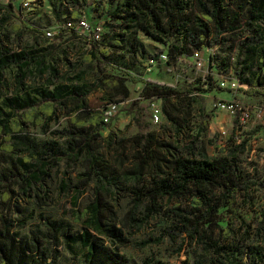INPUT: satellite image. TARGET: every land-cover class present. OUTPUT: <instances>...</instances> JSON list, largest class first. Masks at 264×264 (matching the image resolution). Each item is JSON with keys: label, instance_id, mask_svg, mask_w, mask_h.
Wrapping results in <instances>:
<instances>
[{"label": "trees", "instance_id": "1", "mask_svg": "<svg viewBox=\"0 0 264 264\" xmlns=\"http://www.w3.org/2000/svg\"><path fill=\"white\" fill-rule=\"evenodd\" d=\"M70 1L74 5L85 2ZM97 10L102 9L97 7ZM0 12V96L5 86V71L11 67L15 69L13 78L18 91L24 87V80L36 73L40 77L45 75L49 84L62 80L53 88H31L2 99L1 147L10 155L20 147L24 155H14V159H8L0 168V204L3 206L0 211V264H57V251L49 253L43 237L35 232L19 236L14 226L24 224L25 219L13 220L8 212L21 209L22 196L43 204L47 179L54 167L59 168L62 159L68 164L79 163L84 168L75 179L69 176L61 181V189L74 191L72 203L77 204L78 197L91 182L93 196L82 211L74 212L75 221L82 225L80 232L64 233L63 222L46 218L45 235L55 244L62 241L73 256L77 255L75 246L78 243L85 250V264H165L150 257L139 263L120 250L129 243L130 230L142 226L151 216L163 218L161 234L153 239L155 242L163 238L176 241L182 237L200 247L204 259L194 264H243L237 257L241 247L233 243L237 240L234 228L238 216L237 199L251 187L264 188V180L252 179L239 166V156L247 150L245 140L235 143L229 135L230 147H224L218 155L208 156L198 144V133L204 130L207 119L200 121L194 133L193 105L197 96L194 92L223 88L211 81V77L207 81L196 78L184 87L151 78L135 79L141 82L140 98L154 96L162 100L161 112L170 124L171 133L167 134L165 128L136 133L131 142L132 159L123 153L116 159L118 165L113 167L108 158L98 153L100 130L106 123L105 114L93 111L87 103L92 85L73 83L83 79L85 71L72 75L77 65L68 63V68L62 72L59 60L67 57V51L61 49L60 43L49 42L44 33L42 39L34 37L35 44L19 49L5 44L1 37L4 25L17 13L11 3L0 4ZM52 13L57 20L67 15L71 24L66 29L71 36L89 44L80 62L98 66L107 61L111 52L119 50H125L130 57L140 52L159 63L162 49L155 53L145 50L135 37L137 33L167 46V63L175 61L182 53L216 47L226 34H232L239 37L241 49L256 55L255 69L247 67L239 74L240 84L248 86L244 92L264 97V0H120L114 9L105 13V22L110 24L105 29L117 31L105 43L99 42L94 35H81L75 27L83 11L68 8L59 11L54 7ZM13 27L16 31L20 29L18 25ZM239 28L241 32L237 31ZM54 36L60 37L58 33ZM245 72L244 78L241 73ZM97 74L93 86L109 93L111 101L117 96L120 98L114 101L116 103L128 99L129 89L123 78L110 73L106 67H99ZM57 108L65 110L67 124L50 130L56 139L43 140L38 147L21 135L27 125L49 129L50 122L59 118ZM134 119L140 125L136 115ZM183 134H187L189 142L179 139ZM9 140L11 143H4ZM104 140H108V144L115 143L112 134ZM122 185L132 205L120 218L112 201L119 197L124 189ZM172 197L185 198L186 203L162 205L164 198ZM222 208L229 213L224 227L218 222ZM241 224V227H249L245 221ZM240 235L245 240L242 252L246 249L256 260H263V247L249 241L250 229ZM150 242L145 239L140 244L145 246ZM70 264L75 263L71 261ZM182 264H189L187 258Z\"/></svg>", "mask_w": 264, "mask_h": 264}, {"label": "rangeland", "instance_id": "2", "mask_svg": "<svg viewBox=\"0 0 264 264\" xmlns=\"http://www.w3.org/2000/svg\"><path fill=\"white\" fill-rule=\"evenodd\" d=\"M31 1V6L26 8L22 6L21 0H0V4L11 3L17 13L16 17H12L4 25L3 34L1 35L2 40L12 48L19 49L35 44L34 37L41 38L44 33L46 37H49V42L60 43L61 49L67 51V57H62L59 60V67L62 72L68 68V63L77 65L75 70L71 72L72 75L85 71L83 79L73 83L92 85L87 103L93 111L104 113L108 119L103 129L100 130L101 142H99L98 153L108 158L113 167L118 165L116 159L123 153L128 156L129 160L132 159L131 142L132 136L136 133L148 130L162 131L164 128L167 134L171 133L170 124L164 119L162 113L158 123L151 121V103L156 102L161 106L162 100L154 96L140 98L141 82L135 81V79L151 78L184 87L196 78L200 77L203 81H207L208 77H211V81L223 90L213 89L207 92H194L197 95L193 105L194 133L197 132V127L201 124L200 121L207 119L204 130L198 133V144L203 147L208 156H213L220 154V150L224 147H230L231 143L227 139L229 135L233 136L235 143L245 140L247 150L239 156V166L252 179L264 180V97L247 94L244 91L248 89V86L239 82L240 71L247 67L255 69L256 61L255 54H249L241 49L239 37L226 34L225 38L216 47H205L196 52L182 53L175 61L167 63V58H169L168 47L157 44L137 33L135 37L145 50L155 53L162 49L161 55H166V58L161 56V61L158 63L150 60L148 55H141L140 52L130 57L125 50H119L111 52L107 61L98 66L95 63L86 61L80 62L81 54L89 48V44L81 38L71 36L66 29L68 23H70V20H67V15L64 14L57 20L52 11L54 7L59 11L64 8L83 11L82 19L85 20L87 26L79 29L81 35H94L99 42L105 43L117 33L115 30L107 31L105 29L110 26L105 22V13L108 9H114L120 0H85L82 5H74L70 0ZM97 7L102 10H97ZM101 11H103V14ZM13 25H18L20 29L16 31ZM237 31L241 32L240 28ZM46 32L51 34L48 36ZM246 32L244 30V33ZM56 33L60 35L59 38L54 36ZM172 40L178 43L176 39ZM99 67H106L110 73L125 80L129 89L127 100L116 103L114 101L120 98V96H117L111 101L112 98L109 93L100 87L93 86ZM14 72L13 67L5 71V86L0 96V105H2L4 97L21 94L24 90H30L31 88H53L55 84L62 82L61 79H57L55 84H49L45 80V75L40 77L36 73L34 77H27L24 80V87L18 91V86H16L13 78ZM241 75L245 78L247 72L244 75L241 73ZM135 99L139 100L134 103ZM223 105L224 108H222ZM57 112L59 118L57 121L50 122L49 129L44 130L39 125H27L22 130L21 135L36 143L38 147H40L43 140L56 139L52 137L50 130L61 128L67 124L65 110L57 108ZM134 115L138 117L140 125L134 119ZM109 134L114 136L115 143L108 144V140H104ZM188 138L187 134L179 136V139L185 142H189ZM58 140L61 142V139ZM173 140L175 141V138ZM2 143L3 136L0 135V168L6 165L8 159H14V155H24L20 147H16L15 153L10 155L1 147ZM4 143L9 144L11 141H5ZM72 168L73 170H71ZM83 169V166L79 163L70 162L68 164L65 159H62L59 162V168L54 167L51 170V177L47 179V191L44 189L46 197L43 204L36 203L33 198L22 196V199L20 198L21 209H11L8 212L9 217L13 220L25 219L24 224L14 226V231L19 236H29L31 232H35L43 237L45 248L49 253L57 251V264H70L71 261H74L75 264H85V250L77 243L75 246L77 255L73 256L65 248L62 241L57 244L50 241L45 235L44 222L46 218L63 222L64 233L70 231L80 232L82 230L81 223L74 219V212L82 211L91 201L93 182L78 197L76 205L72 203L71 198L74 191L70 188L61 189L60 184L61 181L66 180V177L70 176L75 179L77 173ZM65 171H68V174ZM122 187L124 188L125 185H122ZM125 190L126 188L122 189L117 200L112 201L120 218L132 205L131 198ZM178 201L186 203L185 198L176 197L164 198L161 202L163 206H172ZM237 208L238 216L235 218L234 224V228L237 230L235 235L237 240H233L235 245L241 247L237 257L241 259L243 264H264V258L258 261L254 254L246 249L242 252L245 240L243 235H240L244 230L250 229L251 237L249 241L264 249V188L257 185L249 188L244 193H240L237 199ZM0 211H3L1 204ZM228 217L229 213L225 208H222L218 216L221 227L226 225ZM162 219L160 216H151L142 226L132 228L128 234L130 241L120 247L121 252L139 263L146 257L162 261L165 264H182V261L186 258L189 264H194L196 260L204 259L200 247L196 244H190L187 239L183 240L182 237L176 241L163 238L160 242H155L153 239L161 234ZM241 221H245L246 224H249V227H241ZM145 239H149L151 242L142 246L140 242Z\"/></svg>", "mask_w": 264, "mask_h": 264}, {"label": "built area", "instance_id": "3", "mask_svg": "<svg viewBox=\"0 0 264 264\" xmlns=\"http://www.w3.org/2000/svg\"><path fill=\"white\" fill-rule=\"evenodd\" d=\"M31 0H21V4H22V6H24V7H30L31 6ZM70 24H71V22L70 23H68V27L70 26ZM87 25H86V22H85V20L84 19H80L79 21H77V23H76V28L79 30V29H83V28H85ZM46 34L49 36L51 33H49V32H46ZM97 38V37H96ZM161 56L163 57V58H166V55H160V58H161ZM152 61H154V60H152ZM222 108H224V105L222 106ZM150 113H151V121L153 122V123H158L159 122V120H160V118H161V107H160V105L158 104V103H156V102H153V103H151V107H150ZM107 117L105 116L104 117V121L105 122H107Z\"/></svg>", "mask_w": 264, "mask_h": 264}]
</instances>
